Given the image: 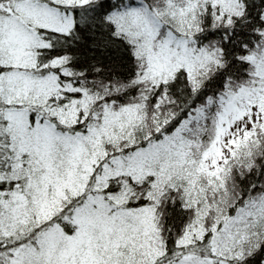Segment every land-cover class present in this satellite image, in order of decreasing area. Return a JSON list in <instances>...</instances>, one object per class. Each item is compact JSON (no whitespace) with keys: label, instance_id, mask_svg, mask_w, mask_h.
<instances>
[{"label":"snow or ice","instance_id":"6c2138e0","mask_svg":"<svg viewBox=\"0 0 264 264\" xmlns=\"http://www.w3.org/2000/svg\"><path fill=\"white\" fill-rule=\"evenodd\" d=\"M0 264H264V0H0Z\"/></svg>","mask_w":264,"mask_h":264}]
</instances>
